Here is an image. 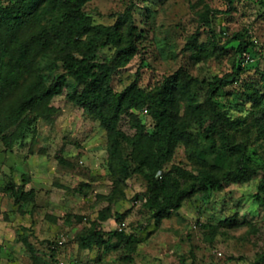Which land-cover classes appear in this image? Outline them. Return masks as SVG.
Here are the masks:
<instances>
[{"label": "rangeland", "instance_id": "374dc122", "mask_svg": "<svg viewBox=\"0 0 264 264\" xmlns=\"http://www.w3.org/2000/svg\"><path fill=\"white\" fill-rule=\"evenodd\" d=\"M205 9L222 11L209 17L217 44L237 32L244 33L249 44L233 77L219 87L213 100L233 121L229 133L247 142L251 163L264 167V0H87L82 5L93 24H114L128 12L138 33L132 58L110 73L114 91L133 82L152 90L183 69L200 82L198 102L214 76L235 70L232 49L212 48V34L201 20ZM114 49L111 44L98 48L94 56L109 59ZM37 60V70L45 76L63 71L53 53ZM249 89L260 97L257 104L247 97ZM65 93L66 89L51 99L54 115L32 123L24 139L10 149L0 142V264L57 260L64 264H249L264 256V197H256L262 169L246 182L196 193L156 221L143 196L146 181L137 173L126 180L125 196L110 201L106 133L93 115L67 100ZM183 114L180 102L178 115ZM142 119L151 132V119ZM209 122L204 116L191 119L187 127L205 150ZM119 127L127 135L134 132L127 117ZM158 147L163 154L165 140ZM129 151L130 145L124 143V154ZM187 151L178 143L165 166L192 169ZM11 182L24 190L32 188L34 200L17 207L2 190ZM101 213L108 215L100 222L102 230H118L123 223L122 229L134 237L129 241L109 237L107 246L79 248L77 235ZM229 219L235 223L230 225Z\"/></svg>", "mask_w": 264, "mask_h": 264}, {"label": "trees", "instance_id": "16d2710c", "mask_svg": "<svg viewBox=\"0 0 264 264\" xmlns=\"http://www.w3.org/2000/svg\"><path fill=\"white\" fill-rule=\"evenodd\" d=\"M86 1L0 0V142L4 148L10 149L24 139L27 129L36 120L50 119L56 112L51 99L66 89L67 100L93 115L106 133V176L112 184L110 201L125 196L126 180L137 173L146 181L143 196L152 217L158 221L170 211L179 209L183 201L194 194L246 182L258 169L263 170V175L257 184L256 197L262 200L264 167L251 163L247 142L229 133L233 121L213 100L219 87L238 69L242 53L249 51L245 34L237 32L219 45L210 29L209 17L211 13L222 11L205 9L201 14L203 24L212 34V48L233 50L235 70L222 77L214 76L207 83L200 102L196 100L199 80L183 69H178L152 90L133 82L116 92L110 86V73L132 58L138 33L128 12L120 15L114 24H93L91 16L82 10ZM110 44L115 46L112 57L96 59L95 51ZM48 53L55 54L62 63L63 71L52 77L37 70V59ZM246 95L255 104L259 101L254 90H247ZM180 102L184 108L183 117L178 115ZM144 108L146 114H142ZM142 116L151 119V132ZM204 116L210 118L207 150L187 132L191 119ZM123 117H127L133 128L132 135L120 129ZM162 139L166 142L163 154L158 147ZM124 143L130 145L127 155L123 152ZM178 143L188 148L192 169L180 164L165 166ZM2 190L13 198L17 207L35 198L32 188L24 190L13 182ZM72 217L81 220L79 215ZM107 218L108 215L101 213L98 220H93L89 228L77 235L79 248L107 246L109 237L119 241L134 237L123 229L102 230L100 222ZM229 221L230 225L235 223L233 219ZM249 264H264V256Z\"/></svg>", "mask_w": 264, "mask_h": 264}, {"label": "built area", "instance_id": "2783aa9c", "mask_svg": "<svg viewBox=\"0 0 264 264\" xmlns=\"http://www.w3.org/2000/svg\"><path fill=\"white\" fill-rule=\"evenodd\" d=\"M146 109L144 108L143 110H142V114H146ZM158 174H159V172H158ZM122 226H124V224L123 223H120V225L118 226V230H121L122 229ZM60 243H61V241H60ZM54 264H64V262L62 261V260H57V261H55L54 262Z\"/></svg>", "mask_w": 264, "mask_h": 264}]
</instances>
